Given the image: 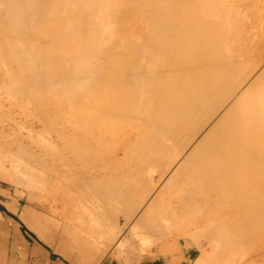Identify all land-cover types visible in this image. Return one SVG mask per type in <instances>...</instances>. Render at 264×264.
<instances>
[{
	"label": "bare ground",
	"instance_id": "1",
	"mask_svg": "<svg viewBox=\"0 0 264 264\" xmlns=\"http://www.w3.org/2000/svg\"><path fill=\"white\" fill-rule=\"evenodd\" d=\"M116 1L0 0V73L12 81L0 85L57 134L51 165L40 162L112 207L93 214L106 235L121 210L156 234L134 243L137 259L154 242L167 264H264V0ZM96 164L106 173L80 174Z\"/></svg>",
	"mask_w": 264,
	"mask_h": 264
},
{
	"label": "rangeland",
	"instance_id": "2",
	"mask_svg": "<svg viewBox=\"0 0 264 264\" xmlns=\"http://www.w3.org/2000/svg\"><path fill=\"white\" fill-rule=\"evenodd\" d=\"M108 1L111 2V1H114V0H111V1L108 0ZM234 1L231 0V3L233 2V3H236V4H240V3H237L238 0H236L235 2ZM249 1L250 0H246L245 3H247V5L249 3L251 4V2H249ZM255 1L256 0H253L254 3H255ZM239 2H241L242 5H243L244 1L240 0ZM260 2H262V1H260ZM116 3H118V0L116 1ZM116 3L111 4L109 7H111L112 5L121 6L120 3H118V4H116ZM242 5L240 4V6H242ZM117 6H114V9H116ZM119 6L117 8H119ZM109 7H108V9H109ZM242 7L245 8V5H243ZM110 9H113V6ZM58 21L56 20L55 22H58ZM55 22L52 24L53 25L51 27L52 30L56 29V27L54 28V26L58 25ZM55 24H57V25H55ZM38 33L39 32H37V34ZM79 33H81V34L85 33L84 36H87L86 33H88V31H86V30L84 32L83 31H79ZM38 36H40V37H38ZM42 37L43 36L41 35V33H39L37 35V37H35V38L37 40H39L40 42H43L44 38H45L46 42L49 41V40H47L46 37H44V38H42ZM38 38L42 39V41L40 39H38ZM46 42H44V43L47 44L48 42L47 43ZM60 43H62V42L58 41L56 46L61 45ZM59 47L60 46H58V48ZM1 62H2V59L0 60V63ZM1 65H2L3 69L6 70L5 65L3 63H1L0 67H1ZM15 66L16 65H14V67ZM2 67L0 68L1 69V73H5L4 72L5 70L2 71L3 70ZM263 69H264V62L261 63V66L259 67L257 72H261ZM7 70H9V67H8ZM1 73H0V84L3 83L4 81H6L7 79H9L11 81V79H10L11 77L8 76L9 73L7 75V77H9V78L5 77L6 75L1 76L2 75ZM251 78L247 80V84L250 83ZM10 81L7 80L4 83H7L9 85L8 82H10ZM4 83H3V85H6ZM11 83H12V81H11ZM11 83H10V86L12 85L11 87H14V85L11 84ZM3 85H2V87L0 85V87H1L0 88V178L7 179L8 181L4 180V182L6 184H8L9 186H12L16 190H18L19 191L18 193H20V194H22L24 196V200L25 201L31 202L32 204L38 205L39 207L45 208V209H47V207H51V208L54 207L52 209V211H54L56 220L62 221L61 217L58 214H62L63 211L66 213V217L70 216L71 222H72V226L70 225L71 227H74L75 225L76 226L79 225L80 228L82 229V231L88 236L87 239H88L89 242H92L94 245H104L105 251L103 252V254H102V252L101 253L98 252L99 253L97 255L98 258L95 257L96 259H99V256H102L101 259H103V258H106V257H111L114 254L115 255V264H141V262H142V264H167V261H166V258H165L166 254L162 250V247H163L162 243H156V244L154 242L150 243L149 246H146L144 248V250H143L144 253H147V254L143 255V259L142 260L137 259V258H139L138 255H137L139 253V252H137L139 248L137 247L138 245L136 246V245H134V243L136 241L137 242L138 241H142V239L143 238L145 239V237L148 238V237H151V236H156V234L153 235L152 233H148V230H145L146 228H144V227L142 229L138 228V231L136 229H134L132 222H131L132 224L131 223L128 224L127 217H125L126 212L121 210L120 212L116 213L117 217H116V215L112 214V215H114L116 217L113 220L115 222H118V226L115 224L116 228H113L114 221H113V223L111 222V224H109L107 222L108 223L107 227L112 225V228H111L113 230L112 234L113 235L114 234L117 235V237L115 235H114V237H112L113 235L111 234L110 231H108V233L110 232V234L112 236L110 234L106 235L107 232L105 233V231L103 232L102 229H100V226H101L102 222L101 221H95L97 219L93 218V214L94 213L96 214V218L101 216L102 214L104 215V217L101 216L102 218H108L106 215L109 216V211L112 210V207L109 206V207L106 208V210L105 209L101 210V208L97 207L98 205L96 203L99 204V202L95 203V200L97 201V199H99V196L97 195V193H95V195H97V199H96V196L92 193L94 191H92V190L89 191V189L87 190L86 189L87 187L83 186V184H82L83 182L82 183H78L77 181L71 180V178H70V181H69L68 177L64 176L65 172L69 173V171H68L69 169L67 167H65V168L63 167L62 173L64 172V174H61V176H63L61 178H58L59 176L55 178V176L52 175L51 171H49L47 169L45 170L46 167H44L43 164H45L47 162V163H49V165H51V163H52V162L50 163V161H49L50 158L52 160V157H51L52 155H51L50 148L53 147V145L55 144L54 143V138H55V136L57 134L55 133V131L52 132V130H51V134H50V130H48L49 127L45 128L44 124H42L43 120L41 122V120L38 119V116L35 115L37 113V111L35 109L36 106H34L35 107L34 108L32 106L33 103H30V104L28 103L29 97H28V99H25V98H27V95H25L24 96L25 98H23V97L20 96V94L18 92L14 91V88H13V90L11 88V90L13 91V94L15 96V97H13V96H11L12 92H11L10 88H9V90H10L9 93L10 92L11 93L9 94L8 93V89L7 90H3V87H4ZM8 85H7V87H8ZM246 85H244V86H246ZM17 94H18V96H17ZM58 95H57V97H59ZM57 97L56 98L53 97V98L56 100ZM18 98H21L23 100L22 102H24V103H22L20 101L21 99L19 100ZM61 98H62V96H61ZM59 99L60 98L57 99L58 101L56 100L58 103L60 102ZM17 100L19 101V103H18ZM24 100H26L27 102L25 103ZM38 113H40V112L38 111ZM52 115H54V114H51V116ZM60 116H62V115H60ZM60 116L56 115L57 119H58V117L60 118V120L58 119L59 123L57 122L58 123V127L61 126V128H62V126L64 127L67 124V126H66L67 128L66 129H68V122L66 121L67 118L65 116H64V118H62ZM53 117L55 118V116H53ZM61 119L63 120V122H62ZM50 120L52 121L51 117H50ZM64 121H66V122H64ZM10 122L12 124L13 123L14 124L12 125ZM61 122H62L63 125L61 124ZM9 123L11 124V126L9 125ZM15 124H16V126H15ZM32 125H33V127H32ZM12 128H13V130H12ZM114 130H113V132H115ZM113 134L114 133H112V136H110L111 134L107 135L106 140L104 138V140L106 142L103 140L102 142H105V144H103L101 142L102 145H106L107 142H108L109 144H107V145L109 146V148L111 147L110 144L111 145L113 144V146H114L115 145V141L114 140H110L111 137H114ZM50 135H52V136H50ZM53 136H54V138H53ZM108 136H110V138ZM107 138L109 140H107ZM21 139L22 140L24 139L23 140L24 145H25L24 146V148H25L24 150H26L25 154L23 153L24 151L21 152L23 150V147L20 144L19 145L16 144V142L17 141L20 142ZM113 139H115V137ZM59 141H57V143H58V145H60V147H62L63 144H61V143H63V142L62 141L59 142ZM101 143H97V145L95 147H98V145H100ZM18 146H20V148H18ZM108 146H107V148H108ZM26 147H28V148H26ZM103 147L104 146H101V148H100L101 150L100 151H98L99 149L97 150V148H96V152L98 153L97 155L101 156L106 151V153L109 152V154H108V157H109V155H110V151L109 150L110 149L103 148ZM21 148H22V150H21ZM113 148L114 147H112V150H114ZM28 149H32L31 151L29 150L30 151L29 153L31 155L28 153ZM47 150H48V152H50V154L48 152H46ZM102 150H103V153H102ZM112 150H111L112 154L115 153V150L114 151H112ZM18 151H19V154H18ZM20 153H23V154H20ZM27 153H28V155H27ZM44 153H46V156H44ZM48 154H49L50 158L48 157ZM106 156H107V154H106ZM34 157H35L36 160H39V161H36L34 159ZM45 157H47V159H45ZM104 157H105V155H104ZM104 157L102 156V160H104L103 159ZM108 157L106 158L107 160L109 159ZM113 158H114L113 155L110 156L111 164H112V162L115 163V160L114 161L111 160ZM40 159H43L42 161L44 163L42 161L40 162ZM98 160L101 161V157ZM36 162H38V163H36ZM107 162L109 164V161H107ZM100 164H101V166H104V167L107 166V165H105L106 162H105V164H102L100 162ZM111 164L109 165L110 167L112 165L115 166V164H112V165ZM96 165L98 166V168H95L94 170L91 169V168L90 169L87 168L88 171L87 170L86 171L83 170L82 172H80L81 170L79 169L80 170L79 172H80V174L82 173V176L85 174L83 177H85V179H88V177H92L94 175L92 171L95 172L97 169H99V171H102V172L99 173L97 171L98 173L95 172V175H100V174L102 175V173H104V174L106 173L104 171H105L106 168L109 167V166H107L105 169L103 168L104 169L103 170L101 166H99L98 164H96ZM78 166H80V165L78 164ZM113 166H112V168H114ZM92 168H94V166H92ZM111 170H113V169H109L108 171H111ZM87 173H89V174H87ZM90 174H93V175L91 176ZM95 175H94V177H95ZM64 177L67 178V179H65ZM59 179H61V180H59ZM58 188H60L61 191L57 190ZM85 189H86V194L84 195ZM64 190L66 192L65 195L62 194ZM56 191H58L57 194H56ZM91 193L94 196H92ZM87 195H89V196H87ZM91 198H94L93 199L94 202L92 201ZM88 199H89V201H88ZM90 201L93 203V205L95 204L94 206H95L96 210L94 209V207H91L93 205H92V203ZM98 208L100 209L101 212H99ZM107 209L109 211L107 213H105L107 211ZM93 211H95V212H93ZM98 212L100 213L99 216H98ZM91 213H92V215H91ZM93 219H95V220H93ZM99 219H100V217H99ZM97 222L98 223L101 222V223H99L100 225L99 224L95 225V224H97ZM180 223L181 222L179 221L178 225ZM104 224L105 225H102V226H104V228H105L106 223H104ZM61 227H63V226L61 225ZM95 227H97V228H95ZM107 227L105 229L108 230L110 227H108V228ZM104 228H103V230H105ZM130 229L132 231H130ZM143 230H145V231H143ZM115 231L118 234L115 233ZM146 231H147V234H149L150 236L149 235L147 236V234H145ZM139 232H140V235H138ZM101 233H104V234H101ZM123 235L127 236V238H128L127 239V244H129V245L125 244V246H123L122 254L123 253L124 254L121 255V254L118 253V248L116 246L117 244H115V243L118 242V238H119V240L123 239L124 238ZM108 236H111L113 240L111 239V237H108ZM114 239H115V241H114ZM109 240H110V242H109ZM138 243H140V242H138ZM138 243H136V244H138ZM190 247H191V245L189 247H187L186 249H189ZM158 249H159V251H158ZM168 264H170V263H168ZM182 264H187V263L183 262Z\"/></svg>",
	"mask_w": 264,
	"mask_h": 264
},
{
	"label": "crops",
	"instance_id": "3",
	"mask_svg": "<svg viewBox=\"0 0 264 264\" xmlns=\"http://www.w3.org/2000/svg\"><path fill=\"white\" fill-rule=\"evenodd\" d=\"M4 180L0 178V264H115L114 254L94 260L87 253L95 247L103 254L105 247L89 242L79 225L71 227L64 211L58 214L62 221L56 220L54 207L25 201Z\"/></svg>",
	"mask_w": 264,
	"mask_h": 264
}]
</instances>
